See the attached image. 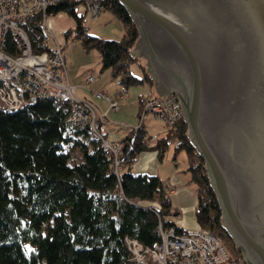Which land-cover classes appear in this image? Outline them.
Returning <instances> with one entry per match:
<instances>
[{"label":"trees","instance_id":"16d2710c","mask_svg":"<svg viewBox=\"0 0 264 264\" xmlns=\"http://www.w3.org/2000/svg\"><path fill=\"white\" fill-rule=\"evenodd\" d=\"M100 3L103 11H110L123 24L119 40L88 35L83 15L75 12L76 1H62L48 14L64 12L74 20L75 26L66 29L64 37L73 34L83 49H95L100 71H109L118 88L127 91L131 85L146 84L153 92L143 61L130 55L137 38L130 18L117 0ZM21 26L33 53L49 52L41 16L28 17ZM6 51L15 54L11 42ZM134 63L142 69L137 68L140 77L129 70ZM143 94L137 100L138 119ZM103 122L104 116L96 122L100 133ZM138 123L120 141L115 174L111 158L101 142L89 135L88 127L71 124L67 104L58 106L56 99L44 98L16 111L0 108V264H128L125 238L148 246L158 239V223L180 231L169 218L177 212H172L166 184L157 175L130 172L143 152L156 150L161 160L172 137L177 140L175 153H186L189 182L195 184L196 228L216 236L232 252L227 264H243L220 227L203 160L190 146L182 119L166 126L165 136L153 145L148 144L143 123Z\"/></svg>","mask_w":264,"mask_h":264},{"label":"water","instance_id":"95a60500","mask_svg":"<svg viewBox=\"0 0 264 264\" xmlns=\"http://www.w3.org/2000/svg\"><path fill=\"white\" fill-rule=\"evenodd\" d=\"M157 97L180 102L221 229L264 264V0H117Z\"/></svg>","mask_w":264,"mask_h":264},{"label":"built area","instance_id":"2783aa9c","mask_svg":"<svg viewBox=\"0 0 264 264\" xmlns=\"http://www.w3.org/2000/svg\"><path fill=\"white\" fill-rule=\"evenodd\" d=\"M62 1H76L92 19L103 11L100 0H0V108L5 111L20 110L39 99L54 98L58 106L67 104L69 121L74 127H88L89 135L101 142L115 174L118 171L120 141H109L96 128L103 115L89 100L78 98L75 88L67 80V71L62 55V44L51 37L48 25V10ZM41 16L46 35L44 42L49 52L35 54L30 40L21 24L28 17ZM51 35V36H50ZM8 42L15 48V54L6 51ZM93 79L89 77L87 82ZM127 96L124 86L113 95L108 92L95 93L108 109L116 111ZM143 111L137 126L149 114L165 126L181 119L180 102L174 95L157 97L151 90L142 96ZM136 127V126H135ZM174 186L166 184L168 195ZM158 239L144 246L134 239L125 238L129 256L128 264H227L229 254L219 238L198 228L177 231L172 226L158 223Z\"/></svg>","mask_w":264,"mask_h":264},{"label":"rangeland","instance_id":"374dc122","mask_svg":"<svg viewBox=\"0 0 264 264\" xmlns=\"http://www.w3.org/2000/svg\"><path fill=\"white\" fill-rule=\"evenodd\" d=\"M75 12L76 14L83 15L82 25L87 29V34L90 36L100 39L119 40L124 32L123 24L108 10L102 11L98 17L93 19L85 13L81 5L76 7ZM47 23L51 29L52 37L62 44V55L68 79L78 81L80 87H78V85L77 87L82 92H108V94L113 95L118 85L111 78L109 71H100V58L98 52L95 49H83L81 43L73 38V34L64 37V31L75 26L74 20L66 13L59 12L51 15ZM45 33L48 35L46 30ZM79 65L84 66L83 71L79 73V76L75 77L74 71ZM138 66L139 64L137 63L130 66L129 70L132 74L136 72ZM138 69L142 71L140 66ZM88 76L94 77V82L86 84L85 79ZM148 90L150 89L146 84L129 86L127 96L121 102V108L119 107L121 111H118L119 109L116 111L108 109L105 101L101 99L95 102L100 114L103 115L104 118L106 117L108 123L113 125V128L110 127V131L105 126L106 124H103V130H108L107 132L110 131L108 133L109 140L116 138L123 139L130 128L134 127L139 122L136 111L137 96ZM82 92L78 95L82 96ZM78 95L77 97L81 98ZM142 123L149 145H153L155 139L165 136L166 126L154 120L149 114ZM176 143L177 140L174 137L167 139V148L161 160L158 158L156 150L149 152L155 153L156 155V162H158V164L155 169L160 175L158 178L162 182H165V184L173 185L175 190H177V195L179 193L178 190L181 189L187 197V202H179L177 207L172 205V212H177V215L169 216L170 220L178 225L180 229L186 230L195 228V224L193 223H195V209L197 206L196 188L194 183L189 182L190 174L186 170L188 167L186 153L185 151L175 153L174 148ZM137 159L138 156L136 161ZM136 161L131 165L130 172L132 174L145 173L144 170L148 168L147 165L137 164ZM174 174L179 178V181L175 183L172 181V176ZM191 199H193L192 204L190 203ZM226 250L228 254L233 257L232 252L229 249ZM229 264L236 263L230 262Z\"/></svg>","mask_w":264,"mask_h":264},{"label":"crops","instance_id":"0c3cea01","mask_svg":"<svg viewBox=\"0 0 264 264\" xmlns=\"http://www.w3.org/2000/svg\"><path fill=\"white\" fill-rule=\"evenodd\" d=\"M68 29H70V28H68ZM50 31H51V29H50ZM51 36V35H50ZM52 37V36H51ZM83 67L84 66H82V65H79L76 69H75V71H74V75H75V77L76 76H79L80 74V72L81 71H83ZM67 71V70H66ZM134 75H136V76H138V77H140V71L138 70V69H136V72H134L133 73ZM89 77H92V76H88L86 79H85V83L87 84L88 82H87V79L89 78ZM92 81L91 82H94V77H92ZM67 80H68V82H69V84H71L72 86H74L75 87V90H76V94L78 95L80 92H82V91H80V89L78 88V87H80V84H79V82L78 81H76V80H69L68 79V77H67ZM91 82H89V83H91ZM77 85H78V87H77ZM127 91H128V89H127ZM95 93H98V92H92V91H90V93H87V92H82L81 93V95L82 96H79V97H81V98H84V99H87V100H89V101H91L95 106H96V104H95V102H97L98 100H100V99H97L96 97H95ZM140 95H142L141 93L137 96V98L140 96ZM102 100V99H101ZM138 100V99H137ZM104 101V100H103ZM121 106V105H120ZM119 106V107H120ZM121 108V107H120ZM120 108H118L119 110L118 111H121L120 110ZM136 111H137V101H136ZM109 112H111V111H109ZM103 124H106L105 126L111 131V129H110V127H112L113 128V125L112 124H110V123H108L107 122V119H106V117L104 118V122H103ZM103 124H101L100 126H99V128H100V131H101V133L102 134H104L105 135V137L108 139V133L110 132H107L106 130H103ZM109 140V139H108ZM109 141H121V138L120 139H112V140H109ZM156 155H155V153H152V152H143V153H141V154H139L138 155V159H137V161H136V163L137 164H142V165H147V169L146 170H144V172H145V174H152V175H157L158 177H160V175L158 174V172L156 171V166H157V164H158V162H156ZM172 181H173V183H175V182H178L179 181V178H178V176L177 175H173L172 176ZM165 183V182H164ZM179 191V193H178V195H177V190H175L174 189V192L172 193V194H170L169 195V197H170V201H171V204L172 205H174L175 207H177L178 206V203L179 202H187V197H186V195L184 194V191L183 190H178ZM173 198V199H172ZM192 202H193V199H191V201H190V203L192 204ZM193 224H195V223H193ZM176 225V224H175ZM177 227H178V225H176ZM194 227L196 228V224L194 225ZM191 229H193V228H191Z\"/></svg>","mask_w":264,"mask_h":264}]
</instances>
